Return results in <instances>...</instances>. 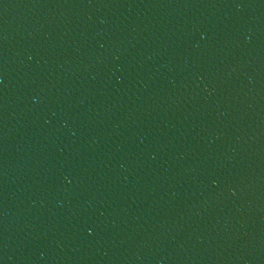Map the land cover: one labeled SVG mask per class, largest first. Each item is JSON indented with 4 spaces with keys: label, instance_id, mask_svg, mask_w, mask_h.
Returning a JSON list of instances; mask_svg holds the SVG:
<instances>
[{
    "label": "water",
    "instance_id": "1",
    "mask_svg": "<svg viewBox=\"0 0 264 264\" xmlns=\"http://www.w3.org/2000/svg\"><path fill=\"white\" fill-rule=\"evenodd\" d=\"M0 264H264V0H0Z\"/></svg>",
    "mask_w": 264,
    "mask_h": 264
}]
</instances>
